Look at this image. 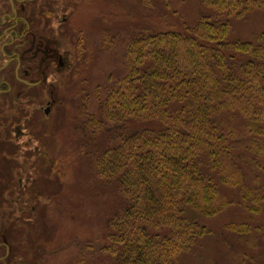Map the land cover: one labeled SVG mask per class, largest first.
<instances>
[{"label":"trees","instance_id":"16d2710c","mask_svg":"<svg viewBox=\"0 0 264 264\" xmlns=\"http://www.w3.org/2000/svg\"><path fill=\"white\" fill-rule=\"evenodd\" d=\"M200 3L210 14L183 33L130 42L124 77L99 103L114 138L95 170L124 200L109 221L114 264H177L207 234L197 216L213 218L229 206L213 176L238 190L250 214L264 203L262 187L247 185L238 165L246 158L261 170L264 159V31L249 41L229 38L230 19L264 10V0ZM96 116L84 122L94 135L102 130ZM130 121L142 129L124 133ZM224 229L252 234L247 224Z\"/></svg>","mask_w":264,"mask_h":264},{"label":"rangeland","instance_id":"374dc122","mask_svg":"<svg viewBox=\"0 0 264 264\" xmlns=\"http://www.w3.org/2000/svg\"><path fill=\"white\" fill-rule=\"evenodd\" d=\"M54 8L67 21L59 26L58 15L46 7L42 20L58 28L55 40L70 56L69 65L51 74L47 86L54 91L55 105L48 116L40 113L32 121L7 125L0 140V223L12 244L7 262L114 264L107 249L109 221L120 214L124 200L95 170L97 157L114 138L99 103L124 77L130 42L169 31L183 33L210 11L200 0H58ZM263 31L264 10L230 19L231 40L249 41ZM47 97L45 93V101ZM92 115L102 124L96 135L84 125ZM235 115L240 127L243 120ZM126 126V134L142 129L136 121ZM238 162L246 184L256 181L264 197V159L258 162L261 170L246 158ZM213 178L229 206L213 218L197 216L207 234L177 264H264V203L252 215L237 189ZM230 223L247 224L252 234L228 232L224 227Z\"/></svg>","mask_w":264,"mask_h":264},{"label":"flooded vegetation","instance_id":"af4514ba","mask_svg":"<svg viewBox=\"0 0 264 264\" xmlns=\"http://www.w3.org/2000/svg\"><path fill=\"white\" fill-rule=\"evenodd\" d=\"M55 3L58 0H0V140L7 125L32 121L40 113L48 116L55 105L54 91L47 87L51 74L70 63L56 41L58 28L42 20L46 7L58 15L59 26L67 21ZM7 240L6 226L0 223V264H8L12 244Z\"/></svg>","mask_w":264,"mask_h":264}]
</instances>
